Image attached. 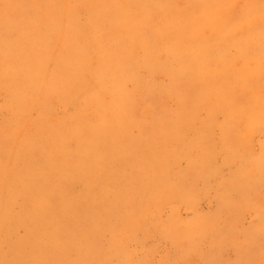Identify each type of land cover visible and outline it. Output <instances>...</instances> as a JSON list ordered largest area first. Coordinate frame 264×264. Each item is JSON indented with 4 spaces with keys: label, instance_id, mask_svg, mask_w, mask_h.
Here are the masks:
<instances>
[{
    "label": "rangeland",
    "instance_id": "374dc122",
    "mask_svg": "<svg viewBox=\"0 0 264 264\" xmlns=\"http://www.w3.org/2000/svg\"><path fill=\"white\" fill-rule=\"evenodd\" d=\"M72 262L264 264V0H0V264Z\"/></svg>",
    "mask_w": 264,
    "mask_h": 264
},
{
    "label": "bare ground",
    "instance_id": "6f19581e",
    "mask_svg": "<svg viewBox=\"0 0 264 264\" xmlns=\"http://www.w3.org/2000/svg\"><path fill=\"white\" fill-rule=\"evenodd\" d=\"M122 9V8H121ZM207 11L205 10V17L206 18H209V13H206ZM120 14L123 16V18L120 20H118L117 22H119V23H117V25L119 26V27H121V28H126V26H127V23H128V20H129V18H127L128 17V15H126L127 14V12H125L123 9L120 11ZM197 26H198V24H196ZM200 26H202L201 25V23H200ZM129 27H131V26H129ZM252 50V49H251ZM253 53V52H252ZM82 62V61H81ZM81 62H80V65H81ZM204 67L206 68V67H208V65L207 64H204ZM81 75H82V70L80 69V70H77L76 71V75H75V79L76 80H79L80 79V77H81ZM35 80H36V82L35 83H33V79L31 78L30 80H29V82H28V87H27V90L30 88V90L33 92V93H35L36 91H38L39 89H43V88H45V83H44V80H43V76H41V74H39L37 77H35ZM121 98V97H120ZM164 110V109H163ZM105 113V112H104ZM105 115H106V113H105ZM119 115V114H118ZM120 116V115H119ZM120 119H122L121 117H120ZM131 119V118H130ZM104 120V119H103ZM117 122V124H118V120L116 121ZM129 122V121H128ZM132 122V121H131ZM116 124V123H115ZM120 124V123H119ZM123 124V123H122ZM119 127V126H118ZM5 214V213H4Z\"/></svg>",
    "mask_w": 264,
    "mask_h": 264
},
{
    "label": "snow or ice",
    "instance_id": "6c2138e0",
    "mask_svg": "<svg viewBox=\"0 0 264 264\" xmlns=\"http://www.w3.org/2000/svg\"><path fill=\"white\" fill-rule=\"evenodd\" d=\"M5 7H9L8 5H5ZM72 264H80V262H72Z\"/></svg>",
    "mask_w": 264,
    "mask_h": 264
}]
</instances>
